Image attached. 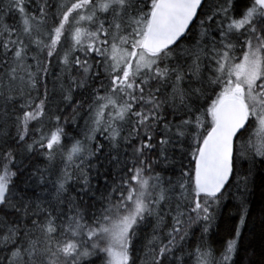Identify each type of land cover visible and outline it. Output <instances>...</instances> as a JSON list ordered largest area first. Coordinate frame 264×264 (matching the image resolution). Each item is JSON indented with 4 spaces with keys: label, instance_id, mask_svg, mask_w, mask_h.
I'll return each instance as SVG.
<instances>
[{
    "label": "snow or ice",
    "instance_id": "snow-or-ice-1",
    "mask_svg": "<svg viewBox=\"0 0 264 264\" xmlns=\"http://www.w3.org/2000/svg\"><path fill=\"white\" fill-rule=\"evenodd\" d=\"M0 264H264V0H0Z\"/></svg>",
    "mask_w": 264,
    "mask_h": 264
},
{
    "label": "trees",
    "instance_id": "trees-1",
    "mask_svg": "<svg viewBox=\"0 0 264 264\" xmlns=\"http://www.w3.org/2000/svg\"><path fill=\"white\" fill-rule=\"evenodd\" d=\"M259 175V174H258ZM250 211L255 214L258 211L261 205V190L259 188V180L256 181V186L253 190V195L250 197ZM254 219V216H253ZM239 223V215L237 206L234 201H229L223 210L221 211L220 217L217 221V232L218 238L226 239L228 230L238 225Z\"/></svg>",
    "mask_w": 264,
    "mask_h": 264
}]
</instances>
